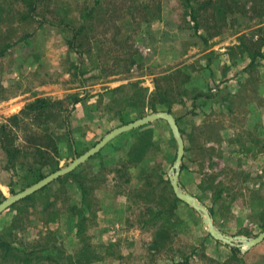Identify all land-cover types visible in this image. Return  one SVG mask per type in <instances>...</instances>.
<instances>
[{"label": "rangeland", "instance_id": "374dc122", "mask_svg": "<svg viewBox=\"0 0 264 264\" xmlns=\"http://www.w3.org/2000/svg\"><path fill=\"white\" fill-rule=\"evenodd\" d=\"M23 1L0 0V46L11 44L0 56V119L37 97L63 100L67 111L46 123L58 153L45 175L111 130L167 110L178 117L184 150L176 173L177 142L165 118L117 134L4 210L0 236L44 248L32 256L37 264H264V243L229 254L172 187L176 173L178 192L229 236L264 231V0H212L201 10L207 0H193L206 44L182 0H38L36 16L50 24L23 20ZM83 21L76 36L64 26ZM75 97L82 100L73 107ZM32 159L14 173L0 152L1 185L18 192L38 181ZM0 264L21 262L0 250Z\"/></svg>", "mask_w": 264, "mask_h": 264}, {"label": "trees", "instance_id": "16d2710c", "mask_svg": "<svg viewBox=\"0 0 264 264\" xmlns=\"http://www.w3.org/2000/svg\"><path fill=\"white\" fill-rule=\"evenodd\" d=\"M224 0H221V2ZM26 5V10L22 14L23 20H36L39 24L42 23H52L50 20L45 18H37L35 10L37 7L38 0H24ZM98 3V0H97ZM182 4L185 8L188 9L186 14L189 16L190 20L193 22V29L195 34H197L202 40L203 44H206L207 38L201 34H198V27L200 26V17L198 14V10L204 9L209 5L213 4L212 0H207L205 2H201L198 6V10L193 6V0H182ZM90 13L87 12L84 16H88ZM224 14V12H223ZM154 15V14H153ZM64 25V24H63ZM70 27L74 33V36L79 34L81 31L85 29V22L83 21L77 29L72 28L71 26L64 25ZM30 34L24 35L23 38H26ZM215 34H212L213 36ZM70 46L73 47L74 40L70 41ZM11 47L10 43H5L0 46V56H3L6 51ZM77 50V48H74ZM135 52V51H133ZM253 57V56H252ZM159 78H154V87L155 94H158L159 90ZM134 82H131L129 85L132 86ZM166 93V92H165ZM82 100V97L71 98V104L74 105ZM166 106L168 103L163 102ZM150 109L155 111V106L151 104ZM63 111H67L66 107L63 104V100H51L45 97H37L33 101L25 104L18 112L11 114L7 117L0 119V152L4 157V169L5 170H13L14 173L19 169H22L23 162L22 159L26 155H32L33 162L39 166L36 179H41L44 177V173L41 168L48 165L55 157L51 158V153H58L57 140L55 136L48 130L46 123H48L54 118H57ZM167 112L170 113L169 110ZM175 120H178V117H175ZM63 127L66 129L67 135H70V128L66 122L65 116H63ZM30 130L28 133L26 131ZM55 154V155H56ZM50 159V160H49ZM58 179V178H57ZM9 192L15 193L13 187L8 184ZM81 193L82 200L84 201V195L86 194V190L84 186L81 184ZM5 196L0 194V201L3 200ZM30 196H27L24 199H29ZM17 203L12 204L10 207H16ZM9 207V208H10ZM79 215V213H78ZM261 229H264L263 224H261ZM219 242V241H217ZM233 254H238L240 252V248L237 246H228ZM56 248L55 245H52V249ZM0 250L3 253V257L12 256L14 258H18L21 264H37L33 261L32 256L38 254L39 251H45L44 248H40L39 250H26L19 247H16L9 243L7 240L0 236ZM172 264H180L179 262H173Z\"/></svg>", "mask_w": 264, "mask_h": 264}, {"label": "water", "instance_id": "95a60500", "mask_svg": "<svg viewBox=\"0 0 264 264\" xmlns=\"http://www.w3.org/2000/svg\"><path fill=\"white\" fill-rule=\"evenodd\" d=\"M158 118H165L169 121L171 130L173 132V135L177 142V154L175 158L174 168L176 169V173L179 169V163L183 154L184 150V144L182 137L179 133V129L176 125L175 117L170 114L169 112H159V113H153L149 116H145L143 118H140L138 120H135L133 122H130L126 125L119 126L113 130H111L109 133H107L105 136L102 137V139L97 142L93 147H91L89 150L84 152L83 154L79 155L77 158H75L72 162L67 164L66 166L60 167L56 169L53 172H50L49 174L45 175L32 185L15 192L14 194H11L9 196H6L3 200L0 201V214L6 210L8 207H10L12 204L17 203L18 201L26 198L27 196L37 192L38 190L42 189L46 185H48L53 180H56L62 175H65L71 171H73L77 166H79L82 162H84L87 158H89L91 155L95 154L98 150H100L107 141H109L111 138H113L115 135L120 134L124 131H127L129 129H132L134 127L141 126L149 121L158 119ZM173 177L172 187L175 191L176 196L184 200L185 202L191 204L194 209H196L198 212H202L205 215V222L208 227L209 234L216 240L227 244L229 246H237L240 248V251H244L245 249H248L254 245H257L264 239V231L259 233L254 238H246L241 235H233L229 236L221 231H219L213 224L212 219L210 218L209 213L198 205L197 200L189 196L187 194H182L178 192V184H177V176Z\"/></svg>", "mask_w": 264, "mask_h": 264}, {"label": "crops", "instance_id": "0c3cea01", "mask_svg": "<svg viewBox=\"0 0 264 264\" xmlns=\"http://www.w3.org/2000/svg\"><path fill=\"white\" fill-rule=\"evenodd\" d=\"M3 187H5V188H8V191H9V187L7 186V185H1V183H0V194H2L3 196H5V194H4V192H3ZM264 243V239L259 243V245H262ZM258 245V244H257ZM226 250H227V252L229 253V254H231V250H230V248H226Z\"/></svg>", "mask_w": 264, "mask_h": 264}]
</instances>
